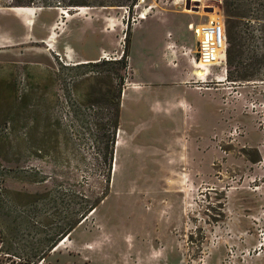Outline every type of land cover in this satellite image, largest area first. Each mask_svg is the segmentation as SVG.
Returning a JSON list of instances; mask_svg holds the SVG:
<instances>
[{"label": "rangeland", "instance_id": "374dc122", "mask_svg": "<svg viewBox=\"0 0 264 264\" xmlns=\"http://www.w3.org/2000/svg\"><path fill=\"white\" fill-rule=\"evenodd\" d=\"M28 1L0 0V264H264V0H230L229 57L201 86L186 84L228 88L223 104L238 108L212 136L222 155L212 172L185 160L197 157L185 149L194 134L175 133L192 112L160 115L155 95L128 91V55L132 41L134 79L169 83L194 51V26L214 12L225 21L223 0L18 7ZM175 26L184 39L168 35ZM167 151L178 176L163 165Z\"/></svg>", "mask_w": 264, "mask_h": 264}, {"label": "crops", "instance_id": "0c3cea01", "mask_svg": "<svg viewBox=\"0 0 264 264\" xmlns=\"http://www.w3.org/2000/svg\"><path fill=\"white\" fill-rule=\"evenodd\" d=\"M190 15L192 14L185 16L190 19L194 18L193 16ZM10 17L14 18L17 21L26 22V23H29L32 19V16L30 14H23L21 16H16L15 14H13ZM146 20L138 21V23L133 26L132 31L134 27H136L140 22ZM132 34L133 32H131V37ZM168 35H170V37L174 36L176 41L184 39V36H186L183 35L180 28L178 29L176 26L174 27L172 33H168ZM172 46L173 43L167 44V47H170L169 50H172L173 48ZM193 48L194 51H192V49H189L188 53L185 54L187 56V60L186 59L180 60L183 63V67L181 69L178 68L179 65L177 67H171L174 70L173 73L174 76L169 81V83H167L166 81L159 82L156 84L143 83L134 79V73L131 64L132 61V57H131L132 41H131L128 61L130 65L129 66L130 73L132 76L131 80H132L133 89H128V91H131L136 96V94H138L140 90L137 91L134 88L135 86L136 87L139 86L141 90H146L150 94L155 95L156 99H154V103H155L154 108H155V112L160 115L172 117L173 116L172 114L174 112H178V111H181L183 113L188 111L192 112L194 117L193 120L190 122V124L187 125L188 127L183 124L181 127L177 128L175 133L184 134L183 136H186L187 134H194L193 136H195V143L191 146H186L185 149L186 150L191 149L192 154L197 155V157L196 158L190 157L189 159L185 158V160L192 162L193 165H197L198 166L197 169L199 170L208 168V171L212 172L213 162L217 159H220L222 156L221 152L216 147L217 145L215 144V142L212 141V136L215 134H222L224 130H226L228 124L231 121V118L237 115L238 108L233 102H231L230 104L226 103V105L223 104L224 93L222 91L228 88L215 89L217 91V93H215V92H211V90L209 91L204 90L202 92H198L196 88L189 89L187 87L186 84H190L191 82H195L196 84L201 86L203 81H205L208 77V76L207 77L194 76L193 72H191L188 64L192 65L193 68L195 67L194 59H195L196 46ZM95 60L96 59H92L89 61L94 62ZM166 65L169 66L168 64ZM221 85L222 87L224 86V84ZM193 94L198 99L200 100L204 99V100L203 101L199 100V104H194V103L190 104L187 98L188 96L193 97ZM163 160L165 162L163 165H166L169 168V170H171V172L174 173L173 175L178 176L177 169L173 167L175 165V161H174L175 159L170 154L169 151H167L166 157ZM172 219L171 218L169 219L165 230H168V228H170V223L173 222Z\"/></svg>", "mask_w": 264, "mask_h": 264}, {"label": "trees", "instance_id": "16d2710c", "mask_svg": "<svg viewBox=\"0 0 264 264\" xmlns=\"http://www.w3.org/2000/svg\"><path fill=\"white\" fill-rule=\"evenodd\" d=\"M138 0H58L59 5H61L64 9H75V8H126L129 12L132 11L133 6L136 5ZM19 4L21 6L18 7H29L34 3V0H29L28 3ZM45 5V4H44ZM45 7V6H44ZM222 11L223 16L225 18L224 23L225 26V32H226V56L229 57V46L235 40V28H236V21L238 19L237 11L234 7L233 2L230 0H223L222 2ZM126 47L123 51V54L121 56V59L123 56H127V45H128V39L129 34H126ZM96 63H88L86 65H95ZM118 118H119V105L116 106L114 118L112 122V132H111V140H110V146L108 147V155L109 160H113V154H114V136H115V130H117L118 126ZM70 231H68L66 234H64V237L70 236Z\"/></svg>", "mask_w": 264, "mask_h": 264}, {"label": "built area", "instance_id": "2783aa9c", "mask_svg": "<svg viewBox=\"0 0 264 264\" xmlns=\"http://www.w3.org/2000/svg\"><path fill=\"white\" fill-rule=\"evenodd\" d=\"M192 32L196 38L194 66L203 72V77H207L212 66L225 64L226 61L224 19L220 17L219 21L195 25Z\"/></svg>", "mask_w": 264, "mask_h": 264}, {"label": "bare ground", "instance_id": "6f19581e", "mask_svg": "<svg viewBox=\"0 0 264 264\" xmlns=\"http://www.w3.org/2000/svg\"><path fill=\"white\" fill-rule=\"evenodd\" d=\"M196 14H198V15H205L202 11H200L199 13H196ZM209 17H210V21H219V20H220V16L217 15L216 12H214V13H212V14H209ZM210 21H209V22H210ZM206 23H208V22H206ZM197 74H198L199 76H204V75H203V72H202L201 70H199ZM118 144H119V143H117L116 145H118Z\"/></svg>", "mask_w": 264, "mask_h": 264}, {"label": "water", "instance_id": "95a60500", "mask_svg": "<svg viewBox=\"0 0 264 264\" xmlns=\"http://www.w3.org/2000/svg\"><path fill=\"white\" fill-rule=\"evenodd\" d=\"M185 8H186L187 10L190 9V0H186ZM195 9H196V8H195Z\"/></svg>", "mask_w": 264, "mask_h": 264}]
</instances>
